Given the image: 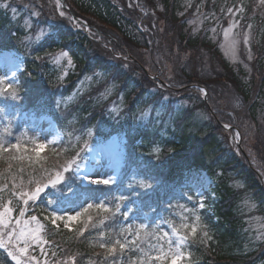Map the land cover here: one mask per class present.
<instances>
[{
  "label": "trees",
  "instance_id": "16d2710c",
  "mask_svg": "<svg viewBox=\"0 0 264 264\" xmlns=\"http://www.w3.org/2000/svg\"><path fill=\"white\" fill-rule=\"evenodd\" d=\"M36 1L0 0V52L14 49L24 59L17 82L9 83L11 91L6 90L9 84H0V116L9 118L5 125L0 123V142L6 148L19 143L29 149L28 153L14 149L0 153V189H4L0 203L14 201L10 194L14 182L33 190L34 182L43 176L46 189L35 202L28 203L45 224L44 248L34 252L33 257L40 264L45 260L48 264H142L146 259V229L139 232L135 245L126 244L123 251L116 244L117 240L124 243L120 208L135 201L151 222L161 216L182 237L187 236L180 250L182 264H264V238H257L255 229L248 226L253 217L264 221V143L261 140L256 146L263 158L262 169H257L243 145L225 140L236 127L230 123V128H225L228 117L216 110L211 84L196 75L197 66L188 54L186 60L182 56L199 47L209 50L210 58L222 64L224 79L237 86L240 107L257 126L264 98V8L263 13L250 18L257 38H262L255 46L260 78L253 82L248 81L245 70H233L217 46L207 39L215 20H207L205 30L200 32L185 29L187 20L179 15L183 9L181 0H144L134 10L118 0H64L68 9H61L66 14L63 16L53 11L47 0ZM213 1L214 9L219 4L235 9L243 6L244 20L257 3ZM157 3L164 9L162 19L171 25L168 32L179 38L178 45L185 44L184 49L171 54L176 78L168 77L166 60L159 53L147 16L149 11L144 10L146 6L157 9ZM70 15L78 19L77 24L72 23ZM79 20L86 22L88 31ZM39 33L43 35L37 39ZM142 48L150 51L149 67L137 56ZM61 51L69 53L73 67L49 55ZM92 75H97L96 81L72 97L77 84ZM196 85L208 91L207 100ZM13 93L15 100L11 99ZM194 100L197 103L192 104ZM115 104L120 106L117 111L112 110ZM159 108L166 110L162 122L155 118ZM144 109H150V113L142 124L140 114ZM25 111L49 115L62 131L63 139L39 151L18 123ZM120 131L127 141L118 179L110 185L85 187L73 173L75 164L70 160L79 153L78 162L95 137ZM240 131L245 138V132ZM33 151L42 157L38 162L27 158ZM21 155L25 156L23 161L19 160ZM201 171L209 175L212 183L199 195L191 179ZM57 172L62 173V179L53 185L49 177L54 179ZM141 181L153 187L145 190L140 187ZM248 195L254 204L252 210L244 204ZM89 204L94 207L85 213ZM96 204H104L110 211L97 210ZM67 206L75 208V215L83 213L70 228H65L64 223L56 227L41 214L49 207L61 213ZM185 224L197 226L195 237L190 227H183ZM0 231L6 229L0 227ZM102 243L115 245L116 253L109 256L107 247H100ZM25 257L28 256L21 258ZM0 264H16L2 247Z\"/></svg>",
  "mask_w": 264,
  "mask_h": 264
},
{
  "label": "rangeland",
  "instance_id": "374dc122",
  "mask_svg": "<svg viewBox=\"0 0 264 264\" xmlns=\"http://www.w3.org/2000/svg\"><path fill=\"white\" fill-rule=\"evenodd\" d=\"M34 1L36 0H32V2ZM47 1L49 2L48 5L52 7L53 11H58L59 14L63 12L61 9L64 6L62 5L61 0H59V4H57V0ZM118 1L126 5L131 10H134L135 6H137V4L140 2H143L144 4V0H124V2L123 0ZM208 1L209 0H199V2L197 0H181L183 9L179 12V15H184L185 21L187 20L185 29L189 28L193 30V32H200V30H205L203 29V24L206 23L207 20L209 22L215 20L214 25L208 30L209 34L207 35V39L217 46L219 52L221 53L222 59L230 67H232L233 70L238 71L243 69L246 71L248 81H251L252 79L253 82L255 80H258L260 76L256 66L257 48H255V46L258 41H261L262 38H257V35L255 34L256 27L254 23L251 22L250 18L256 13H263L262 8H264V4H262V0H257V3L254 5V11L250 12L249 18L245 20L243 19V6L239 5V7L235 9L232 7H228L225 4H219V6L214 9V1L211 0L210 3ZM35 5L38 6L37 1L35 2ZM156 6H158L157 9L154 7L148 8V6H146V9H144V6H141L140 11H142V9L145 10V13L149 11V15L147 16L149 18L150 25L152 24L153 26L152 29L154 32V40L158 42L159 53L166 60L165 63L168 69V77L176 78L177 74L175 76L173 74L174 62H172L171 54L175 55L174 53L177 52V50L184 49L185 44L182 43L178 45L180 41L179 38H177L175 33L168 32V27H171V25L170 23H166V20L162 19L164 9L159 3H157ZM64 15L66 14L64 13ZM70 19L73 24L78 23V20L73 18L71 15ZM249 25H251L250 28ZM225 31H228L227 37L225 36ZM202 34H204V32ZM40 36L42 35H40L39 33L37 37ZM245 37H247V43H245ZM232 41H235L234 47L231 44ZM149 52L150 51L148 49L142 48L139 49V52L137 53L139 59H142L145 66L147 67H149ZM185 52L186 53L182 54L183 59L186 60L188 54L190 57L189 60L193 61V63L197 66V69H195L196 75L198 77L200 76L203 81H208L211 84L212 91L214 92V95H216V110L220 112L223 111L224 115L228 117V121L226 120L228 124H224L225 128L228 129L230 127V123L234 127H236V129L233 130V134H230L229 139L226 138L225 140H228V143L233 142L235 145L241 147L243 145L245 151L250 156L253 165L257 169H262L260 162L263 158L262 155L259 156L256 152V146L258 145V142H261V140L264 143V98L262 99L263 106L258 117L259 124L255 126L254 122L248 116L247 111L244 108L240 107L241 96L236 88L237 86L233 81L224 79V74H222V64L217 59L212 60V57L210 58L211 52L204 47H199L198 51H195L194 53H190V51ZM199 56H201V59ZM249 56H251V59H249ZM69 59L71 60L69 56L66 58H60L59 63L62 64L64 60L68 62ZM69 65L73 67V64ZM23 66L24 59L22 55L16 50L11 49L0 52V84L17 82L18 75L23 70ZM192 72L193 70L190 73ZM216 75H220V78L218 79ZM105 76L106 75H100V78H103ZM96 78L97 75H92L82 82H79L72 94V97H76L78 94L83 93L92 82L96 81ZM253 82L251 84V87H253ZM199 90L201 93V97L204 99V91H202L200 88ZM206 93L208 97L207 90ZM162 102L165 104L167 102V97H164ZM195 102L197 103V101L194 100L192 104H195ZM115 105L112 109L113 111H117L120 107L118 105ZM165 112V108H159L158 110H156V120L159 122L164 121L166 119ZM145 113H147V115H145ZM149 113L150 109H144L141 112L140 117L142 119V124L148 121ZM7 119H9L7 116H0V123H4L5 125L6 123H8ZM18 123L21 124L24 132L28 135V139L33 140L35 146L38 144L45 145L44 148L37 147L39 151H44L47 146L58 143L63 139L62 131L56 126L52 118L47 114H35L32 111H25L19 116ZM240 128L243 130V132H245V138L241 134ZM126 141L127 138L123 131L111 134L107 137H95L93 140H91L87 148L85 149L82 158L77 162L80 167L77 168L75 165L73 169V173L75 174L77 179L82 182V185H84L85 187L90 186L92 183H90L89 180L95 178L115 177L114 182H116L124 165V159L126 155ZM97 160H99L100 163L97 164ZM99 168H102L105 173L103 174L102 171V173L94 175ZM261 172L264 175V170ZM191 183L194 187V190H196L199 195H202L203 192L210 187L212 179L205 171L195 172L191 179ZM93 185L103 186L97 184ZM45 189L46 186L43 188V191L40 193L37 199L41 196ZM34 190L35 188L32 190L29 186L23 187V191ZM35 201L36 200H32L29 201V203L32 204ZM53 202L56 201L54 200ZM7 203L8 202H5V204ZM31 204L24 205L23 200L16 196L14 198V201L10 205L13 208V212L9 217L10 224H8V227L5 229L11 230L12 228L27 227L29 230H31V228H35V223H32L30 225L16 224L17 219L24 221L30 220V217L33 215L37 216L34 212H32ZM244 204H247L249 206V210H252L254 208V204L250 195L244 198ZM16 208L18 209L17 215L14 213ZM22 208L26 209L25 215L23 217L20 216V210ZM120 212L122 215L121 224L124 232V243H133V241L137 237V231H141V225L145 226L142 230L146 229L147 233H150V235L143 236V242L145 243L143 252L145 255L144 257L147 258L150 256L153 258L148 261V264H161V261L154 259L156 256L162 254L161 250H163V252L165 253H169V255H171L173 252H176L177 250H181L184 242H181L180 240L182 235L174 231V228L172 226L166 224L161 216L156 217V220H153V222H151L149 220L150 216L142 212L135 201L131 203L126 202L120 208ZM53 213H55L56 215L67 217L69 215L74 216L76 212L73 206H67L66 208H63L61 213L52 210V208L50 207L41 212L45 219L50 222L51 220L49 217ZM37 218L39 223L43 225L39 234L41 240L44 241V218H40L38 216ZM248 221V226L255 229L257 233L256 237L263 239L264 221L260 217H253V219H250ZM73 222L74 221L70 222L68 228L72 227ZM60 223H64V221L57 222V224ZM129 228H131V232L125 231ZM153 229H155V231H153ZM44 245L45 243H38L36 240H30L28 244V253L25 254L28 257H20L19 262L17 261V259H14L12 255L11 258L16 264H28V258L33 257L34 252L43 250ZM20 246H24L23 242H21ZM5 249H7L9 252L15 250L13 246ZM17 255H19V253ZM23 260H26V262L23 263ZM182 260L178 261L177 264H182ZM166 264H171V260H167Z\"/></svg>",
  "mask_w": 264,
  "mask_h": 264
},
{
  "label": "snow or ice",
  "instance_id": "6c2138e0",
  "mask_svg": "<svg viewBox=\"0 0 264 264\" xmlns=\"http://www.w3.org/2000/svg\"><path fill=\"white\" fill-rule=\"evenodd\" d=\"M57 4H59V0H57ZM262 4H264V0H262ZM13 11H15L13 9ZM38 15V13H36ZM61 16L64 15L63 12L60 13ZM251 27V25H249V28ZM43 35V34H42ZM225 36H228V31H225ZM37 39H39V37H37ZM247 37H245V43H247ZM232 46H235V41L231 42ZM49 55H51L53 58L57 59V62L59 61L60 58H66L69 56L68 52L65 51H61L60 53H50ZM249 59H251V56H249ZM68 63L71 64L72 61L69 59ZM12 86L11 84H9L7 86V91H11ZM203 91V90H202ZM12 100L17 99L16 95L13 93V95L11 96ZM145 115H147V113H145ZM88 135L91 136L92 132L91 130H88ZM79 139V138H78ZM36 147L38 148H44L45 145L44 144H38L36 145ZM15 150L16 152H23V153H28L29 149L22 147L19 143L17 144H12L10 146V148H6L5 145L0 142V153H3L5 151L7 152H11L12 150ZM77 156H79V153L76 154V156H73L72 159L70 160V164H75L77 168L80 167V165L77 163ZM28 160H35V161H39L42 159V157L40 156L39 153H35L33 151L32 155H29ZM12 159H17V157L13 156ZM25 159L24 155H21L19 157V160L23 161ZM96 163H100L99 160L96 161ZM65 171H67V167H65ZM62 179V173L57 172L56 176L54 179H52L51 177H49V180L51 182V184L55 185L59 180ZM115 177H107V178H95V179H90L89 182L92 184H97V185H110L112 183H114ZM35 190L34 191H23V184L21 185H16L15 182L12 185V188L10 190V194L14 197L18 196L20 199L23 200L24 205H28L29 201L32 200H36L37 197L40 195V193L43 191V188L46 186L44 184V178L43 176H41L38 180H36L35 182ZM140 187L145 189V190H150L153 185L152 183H147L144 181L140 182ZM4 191V189H0V192ZM121 200L124 199V197H120ZM12 204V200H9L7 204H3L0 203V227L3 228H7L8 224H10L9 221V217L11 215V213L13 212V208L10 206ZM94 206L92 204H89L87 208L84 209V212L87 213L89 211V209H92ZM119 205H117V211H119ZM201 208L204 207L203 204L200 205ZM95 208L97 210L103 211V212H109L110 209L108 207H106L104 204H96ZM25 210L24 208H22L20 210V216L23 217L25 215ZM81 215H83V213H77L76 215H69L67 217L65 216H61V215H56L55 213H53L49 218L52 222V224L56 227H58L59 225L57 224L58 221H64V227L68 228L69 224L71 221L77 220L78 217H80ZM197 220H199V217H197ZM32 223H35V228H31V230H29L27 227H19V228H12L11 230H6V231H0V247H4V248H8L10 246L14 247V251H10L9 255H12L14 259H17V261L19 262L20 257L25 256V254L28 253V244L30 242V240H36L38 243H45V241L41 240L40 238V230L43 227V225H41L38 221L37 216L33 215L30 217V220H24L21 221L19 219H17L16 224L20 225V224H24V225H30ZM85 227H87V225H85ZM145 226L141 225V229L142 230ZM158 227V226H157ZM183 227L185 228H189L190 227V234L195 237L197 234V226L195 224L189 226L188 224L183 225ZM128 232H131V228L125 230ZM153 231H155V229H153ZM175 231V230H174ZM83 232V229H81V233ZM137 236L139 235V230L137 231ZM150 235V233H145V236ZM207 235V234H205ZM187 239V236L181 237L180 240L181 242H183L184 240ZM21 242H23V247L20 246ZM136 241H133V244H135ZM116 244L119 245V248L121 251H123L126 247V243H121L119 240L116 241ZM100 247L104 248L107 247V253L109 256H111L112 254L116 253L117 249L115 245L112 246H107L106 244L102 243L100 245ZM162 251L161 255L156 256L154 259L155 260H159L161 261V264H166L167 260H171V264H177L178 261L183 259V253L180 252L179 250H177L176 252H173L171 255H169V253H165ZM17 253H19V255H17ZM151 259H153L152 257H147L146 260L142 261V264H148V261H150ZM28 264H40V261L37 260L35 257H30L28 258ZM45 264H48L47 260H45Z\"/></svg>",
  "mask_w": 264,
  "mask_h": 264
},
{
  "label": "water",
  "instance_id": "95a60500",
  "mask_svg": "<svg viewBox=\"0 0 264 264\" xmlns=\"http://www.w3.org/2000/svg\"><path fill=\"white\" fill-rule=\"evenodd\" d=\"M197 87L204 91V94H205L204 99L207 100V93H206V90H205L203 87H200V86H197Z\"/></svg>",
  "mask_w": 264,
  "mask_h": 264
},
{
  "label": "bare ground",
  "instance_id": "6f19581e",
  "mask_svg": "<svg viewBox=\"0 0 264 264\" xmlns=\"http://www.w3.org/2000/svg\"><path fill=\"white\" fill-rule=\"evenodd\" d=\"M102 171H103L102 168H99L98 171H97L96 173H95V171H94V173H95L94 175H98V174L102 173ZM104 173H105V172L103 171V174H104Z\"/></svg>",
  "mask_w": 264,
  "mask_h": 264
}]
</instances>
